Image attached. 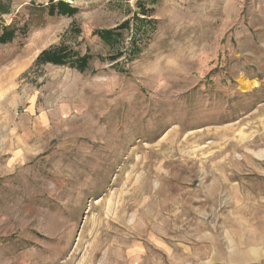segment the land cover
I'll use <instances>...</instances> for the list:
<instances>
[{"label": "rangeland", "instance_id": "1", "mask_svg": "<svg viewBox=\"0 0 264 264\" xmlns=\"http://www.w3.org/2000/svg\"><path fill=\"white\" fill-rule=\"evenodd\" d=\"M3 27L0 264H206L259 241L264 0H0Z\"/></svg>", "mask_w": 264, "mask_h": 264}, {"label": "crops", "instance_id": "2", "mask_svg": "<svg viewBox=\"0 0 264 264\" xmlns=\"http://www.w3.org/2000/svg\"><path fill=\"white\" fill-rule=\"evenodd\" d=\"M261 230L258 242H233L225 250L215 247L206 264H264V229Z\"/></svg>", "mask_w": 264, "mask_h": 264}, {"label": "trees", "instance_id": "3", "mask_svg": "<svg viewBox=\"0 0 264 264\" xmlns=\"http://www.w3.org/2000/svg\"><path fill=\"white\" fill-rule=\"evenodd\" d=\"M55 7L57 8V12L60 15H66L69 12L73 11V8H71L69 5L63 3L62 1L59 2L58 5H55ZM8 13L7 10H5V14ZM3 33L0 35V45H5L8 44L10 42H12L15 38V31L13 29H10L9 27H3L2 28ZM66 56L63 55H56L53 54L50 58V62L54 63L55 65H63L66 62ZM90 57L88 58H81L79 59L77 62V64H71L73 66H75L76 68H78L81 72L86 71L89 68V62H90Z\"/></svg>", "mask_w": 264, "mask_h": 264}, {"label": "bare ground", "instance_id": "4", "mask_svg": "<svg viewBox=\"0 0 264 264\" xmlns=\"http://www.w3.org/2000/svg\"><path fill=\"white\" fill-rule=\"evenodd\" d=\"M239 83H240L243 91L253 90V89L258 88L260 86L259 82H257V81L251 82V81H248L246 79H241Z\"/></svg>", "mask_w": 264, "mask_h": 264}]
</instances>
